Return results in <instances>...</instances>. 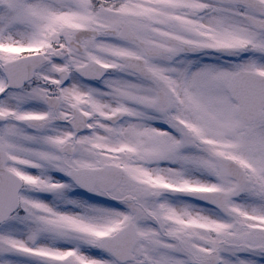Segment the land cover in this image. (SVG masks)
<instances>
[{"label": "snow or ice", "instance_id": "1", "mask_svg": "<svg viewBox=\"0 0 264 264\" xmlns=\"http://www.w3.org/2000/svg\"><path fill=\"white\" fill-rule=\"evenodd\" d=\"M0 264H264V0H0Z\"/></svg>", "mask_w": 264, "mask_h": 264}]
</instances>
